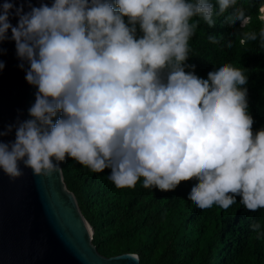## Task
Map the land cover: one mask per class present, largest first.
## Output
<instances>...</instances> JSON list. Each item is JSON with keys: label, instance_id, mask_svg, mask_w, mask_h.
<instances>
[{"label": "clouds", "instance_id": "9594fccd", "mask_svg": "<svg viewBox=\"0 0 264 264\" xmlns=\"http://www.w3.org/2000/svg\"><path fill=\"white\" fill-rule=\"evenodd\" d=\"M218 5L216 15L233 9L229 25L239 21L246 29L252 23L237 0ZM28 6L25 12L13 0L0 4V42L9 39L10 29L19 67L27 62L25 79L38 89L31 118L0 132L16 129L14 141H0L4 174L23 176L22 162L34 175L49 176L62 172L60 162L71 157L93 172L110 169L117 188H134L143 178L144 188L189 187L190 203L201 209L215 204L226 210L235 203L253 217L264 214V112H248L253 91L241 87L245 70L224 63L207 79L185 71L196 67L185 63L200 22L193 18L215 24L210 0ZM257 18L264 22V4ZM241 37L243 46L257 33ZM259 37L264 46V27ZM208 39L218 43L215 35ZM4 66L0 61V70Z\"/></svg>", "mask_w": 264, "mask_h": 264}, {"label": "trees", "instance_id": "16d2710c", "mask_svg": "<svg viewBox=\"0 0 264 264\" xmlns=\"http://www.w3.org/2000/svg\"><path fill=\"white\" fill-rule=\"evenodd\" d=\"M210 2L215 24L209 27L202 18H193L200 22L189 40L185 63L196 67L185 71L207 79L221 64L242 67L248 79L241 87L253 91V99L247 96L248 112L260 114L264 112V103L258 101L264 99V46L259 32L264 22L257 17L264 0H237V6L252 16L246 29H241L239 21L226 23L233 9L216 15L218 0ZM244 31H255L257 40L240 45ZM136 35H143L139 25ZM209 35H215L218 43L210 42ZM62 167L68 187L95 229L93 241L105 255L136 252L142 264H264L262 213L253 217L238 210L235 203L226 210L215 204L201 209L190 203L189 187L183 191L178 187L172 191L144 188L143 178L134 188H117L109 179L110 169L93 172L71 157ZM182 182L184 186L189 181ZM256 224L259 229L253 227Z\"/></svg>", "mask_w": 264, "mask_h": 264}, {"label": "water", "instance_id": "95a60500", "mask_svg": "<svg viewBox=\"0 0 264 264\" xmlns=\"http://www.w3.org/2000/svg\"><path fill=\"white\" fill-rule=\"evenodd\" d=\"M17 7L49 6L54 0H13ZM4 0H0L3 4ZM18 17H10L15 26ZM0 42V132L8 125L30 119L37 87L26 79L17 56L15 41ZM15 127L0 141L15 140ZM55 162V160H54ZM24 175L11 180L0 169V264H142L136 252L101 253L93 241L94 227L85 217L75 193L68 187L64 171L49 176L34 175L20 163ZM62 167V162H60Z\"/></svg>", "mask_w": 264, "mask_h": 264}]
</instances>
